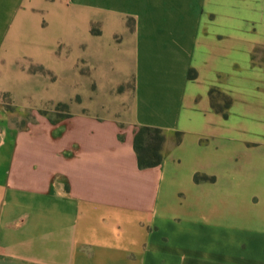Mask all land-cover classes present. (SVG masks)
<instances>
[{"label":"crops","instance_id":"1","mask_svg":"<svg viewBox=\"0 0 264 264\" xmlns=\"http://www.w3.org/2000/svg\"><path fill=\"white\" fill-rule=\"evenodd\" d=\"M56 47L106 107L56 135L0 111V264H264V0H0V69ZM143 127L181 134L153 168Z\"/></svg>","mask_w":264,"mask_h":264},{"label":"rangeland","instance_id":"2","mask_svg":"<svg viewBox=\"0 0 264 264\" xmlns=\"http://www.w3.org/2000/svg\"><path fill=\"white\" fill-rule=\"evenodd\" d=\"M90 12L95 14L93 10ZM57 32L59 30L55 29ZM252 60L254 65L264 67V49L256 50ZM32 61L40 64H33ZM95 62L96 59L82 49L68 52L63 47H56L50 54H34L16 65L8 63L6 68L0 69L1 119L4 115L7 127L15 129H24L36 123L33 126L40 131L45 128L37 120H46L58 125L54 128L56 135L68 113H80L87 109L95 113L101 111L106 103L90 101L88 97L92 84L99 80L98 71L94 70ZM212 97L215 106L220 109L225 107L226 100L222 95L213 93ZM164 137L163 151L166 145L171 146L173 140L171 135ZM156 138L154 133H142L138 139L139 148L144 150L148 146H156ZM22 139L25 140L24 137ZM177 247L170 239L163 245L168 254L177 252Z\"/></svg>","mask_w":264,"mask_h":264},{"label":"trees","instance_id":"3","mask_svg":"<svg viewBox=\"0 0 264 264\" xmlns=\"http://www.w3.org/2000/svg\"><path fill=\"white\" fill-rule=\"evenodd\" d=\"M92 33L96 34L97 31H92ZM189 77L192 78L193 75L190 73ZM213 93L215 91H210V97L212 98V108L219 113H222L223 117H226V112L225 110L228 109L230 105V100L228 98H225L226 104L223 109L218 108L215 106L213 103ZM70 114L68 113L65 118H69ZM64 118V119H65ZM144 132H151L157 135V138L155 139L157 142L156 146L145 148L144 150H141L138 145V139L139 136L144 133ZM163 135V136H162ZM164 135H171L173 137L172 146H177L180 143L181 140V134L178 132H164L160 129H152V128H139L136 131L135 137H134V142H133V148L134 152L136 154V159H137V166L139 169H146V168H153L161 164L163 158H164V151L162 150V146L164 145L165 142V137ZM195 181H200V180H208L205 177H200L198 175L194 176Z\"/></svg>","mask_w":264,"mask_h":264}]
</instances>
